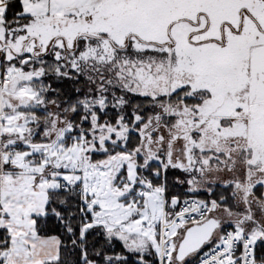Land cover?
I'll use <instances>...</instances> for the list:
<instances>
[{
    "label": "snow or ice",
    "instance_id": "obj_1",
    "mask_svg": "<svg viewBox=\"0 0 264 264\" xmlns=\"http://www.w3.org/2000/svg\"><path fill=\"white\" fill-rule=\"evenodd\" d=\"M0 264H264V0H0Z\"/></svg>",
    "mask_w": 264,
    "mask_h": 264
}]
</instances>
